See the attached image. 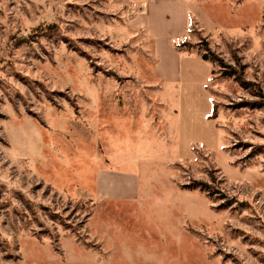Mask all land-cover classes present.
Segmentation results:
<instances>
[{"label":"rangeland","instance_id":"obj_1","mask_svg":"<svg viewBox=\"0 0 264 264\" xmlns=\"http://www.w3.org/2000/svg\"><path fill=\"white\" fill-rule=\"evenodd\" d=\"M144 4L0 0V264H264V0Z\"/></svg>","mask_w":264,"mask_h":264},{"label":"crops","instance_id":"obj_2","mask_svg":"<svg viewBox=\"0 0 264 264\" xmlns=\"http://www.w3.org/2000/svg\"><path fill=\"white\" fill-rule=\"evenodd\" d=\"M181 2V0H179ZM179 1L176 0H144V19H142L143 25L147 34L151 40H153L154 45V55L158 59L160 58L161 62L165 63L162 54L164 52L160 50V47H165L167 49L166 53L174 54L170 46L171 41L182 36V32L186 28V12L184 9V20L181 24V20L176 19L180 15ZM166 12H169V21L166 22L168 15H165ZM142 14V15H143ZM166 23H168L169 29H166ZM142 24V23H141ZM177 33L176 35L171 36L172 34ZM173 37V38H171ZM171 38V39H170ZM171 40V41H170ZM170 42V43H169ZM161 53V54H160ZM160 54V56H158ZM170 74V73H169ZM135 178V175H134ZM109 173L107 174L106 180L109 181ZM99 180V177L97 178ZM101 183V185H100ZM104 185L102 183V178L100 179L99 186ZM107 188L109 186H106ZM109 196V197H108ZM107 198H123L125 196L119 195H108Z\"/></svg>","mask_w":264,"mask_h":264},{"label":"trees","instance_id":"obj_3","mask_svg":"<svg viewBox=\"0 0 264 264\" xmlns=\"http://www.w3.org/2000/svg\"><path fill=\"white\" fill-rule=\"evenodd\" d=\"M207 51L206 50H204V52L201 54V57L203 58V59H210L208 56H207V53H206ZM211 60V59H210Z\"/></svg>","mask_w":264,"mask_h":264}]
</instances>
